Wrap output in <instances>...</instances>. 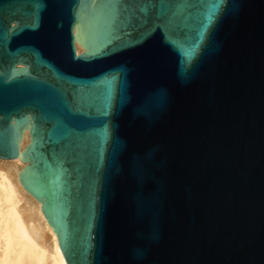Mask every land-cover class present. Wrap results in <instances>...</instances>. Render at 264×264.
Instances as JSON below:
<instances>
[{
    "label": "water",
    "instance_id": "95a60500",
    "mask_svg": "<svg viewBox=\"0 0 264 264\" xmlns=\"http://www.w3.org/2000/svg\"><path fill=\"white\" fill-rule=\"evenodd\" d=\"M16 158L66 264H264V0H0Z\"/></svg>",
    "mask_w": 264,
    "mask_h": 264
},
{
    "label": "bare ground",
    "instance_id": "6f19581e",
    "mask_svg": "<svg viewBox=\"0 0 264 264\" xmlns=\"http://www.w3.org/2000/svg\"><path fill=\"white\" fill-rule=\"evenodd\" d=\"M74 43L81 53L83 48ZM27 142L24 132L20 150ZM25 166L19 158L0 159V264H66L41 203L19 183L17 174Z\"/></svg>",
    "mask_w": 264,
    "mask_h": 264
}]
</instances>
